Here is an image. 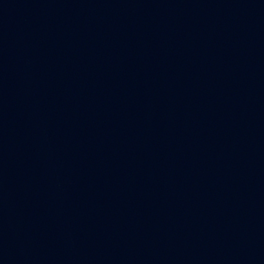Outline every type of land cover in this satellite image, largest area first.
Returning <instances> with one entry per match:
<instances>
[{
    "label": "water",
    "instance_id": "95a60500",
    "mask_svg": "<svg viewBox=\"0 0 264 264\" xmlns=\"http://www.w3.org/2000/svg\"><path fill=\"white\" fill-rule=\"evenodd\" d=\"M0 264H264V0H0Z\"/></svg>",
    "mask_w": 264,
    "mask_h": 264
}]
</instances>
